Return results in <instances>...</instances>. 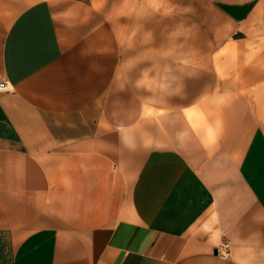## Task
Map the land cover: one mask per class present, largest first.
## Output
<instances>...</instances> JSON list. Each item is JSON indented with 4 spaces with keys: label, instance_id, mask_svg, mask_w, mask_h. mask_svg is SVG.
Segmentation results:
<instances>
[{
    "label": "crops",
    "instance_id": "crops-1",
    "mask_svg": "<svg viewBox=\"0 0 264 264\" xmlns=\"http://www.w3.org/2000/svg\"><path fill=\"white\" fill-rule=\"evenodd\" d=\"M0 81V264H264V0H0Z\"/></svg>",
    "mask_w": 264,
    "mask_h": 264
},
{
    "label": "built area",
    "instance_id": "built-area-1",
    "mask_svg": "<svg viewBox=\"0 0 264 264\" xmlns=\"http://www.w3.org/2000/svg\"><path fill=\"white\" fill-rule=\"evenodd\" d=\"M9 89V86L6 82L0 81V92L7 91ZM228 247L229 245L227 243L223 244L221 247L217 249V253L221 258H226L228 256Z\"/></svg>",
    "mask_w": 264,
    "mask_h": 264
},
{
    "label": "water",
    "instance_id": "water-1",
    "mask_svg": "<svg viewBox=\"0 0 264 264\" xmlns=\"http://www.w3.org/2000/svg\"><path fill=\"white\" fill-rule=\"evenodd\" d=\"M214 253H215V254L217 253V250H216V249L214 250Z\"/></svg>",
    "mask_w": 264,
    "mask_h": 264
}]
</instances>
